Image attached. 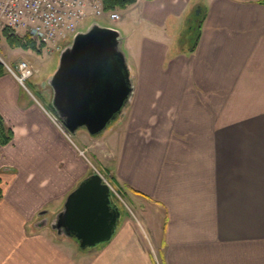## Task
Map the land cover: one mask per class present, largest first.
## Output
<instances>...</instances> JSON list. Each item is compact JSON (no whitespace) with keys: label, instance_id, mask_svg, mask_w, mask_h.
I'll list each match as a JSON object with an SVG mask.
<instances>
[{"label":"crops","instance_id":"obj_1","mask_svg":"<svg viewBox=\"0 0 264 264\" xmlns=\"http://www.w3.org/2000/svg\"><path fill=\"white\" fill-rule=\"evenodd\" d=\"M191 3L124 8L145 32L126 53L131 98L101 136L65 134L44 101L0 75L13 131L0 145V264H264V3L198 1L193 49L173 27ZM105 158L127 198L110 241L83 248L37 225Z\"/></svg>","mask_w":264,"mask_h":264},{"label":"water","instance_id":"obj_2","mask_svg":"<svg viewBox=\"0 0 264 264\" xmlns=\"http://www.w3.org/2000/svg\"><path fill=\"white\" fill-rule=\"evenodd\" d=\"M122 43L119 29L95 22L61 49L48 82L54 114L69 134L83 126L94 135L103 132L129 102L134 86ZM121 214L110 185L95 171L71 191L60 212L37 225L51 224L81 247L95 248L113 238Z\"/></svg>","mask_w":264,"mask_h":264},{"label":"built area","instance_id":"obj_3","mask_svg":"<svg viewBox=\"0 0 264 264\" xmlns=\"http://www.w3.org/2000/svg\"><path fill=\"white\" fill-rule=\"evenodd\" d=\"M104 12L103 0H0V31L5 27L19 29L49 47L73 37L87 16ZM108 12L113 19L121 18L119 10ZM5 64L18 82L31 92L27 81L36 71L33 62L22 57L15 67ZM59 126L67 134L65 128ZM103 177L112 190L120 194L113 182Z\"/></svg>","mask_w":264,"mask_h":264},{"label":"rangeland","instance_id":"obj_4","mask_svg":"<svg viewBox=\"0 0 264 264\" xmlns=\"http://www.w3.org/2000/svg\"><path fill=\"white\" fill-rule=\"evenodd\" d=\"M198 1L201 0H192L191 5H193L195 9L193 10L190 16L191 19L190 18L186 19L185 17H182L176 23V25H173V27H175L174 31L178 33L177 41H179L181 44L183 42V44L186 47H189L193 43V41H195V37H196L195 34L197 32L196 27L198 24L197 17H199L200 12H202V10H200V7L198 6ZM120 12L121 14H123V17L119 19H113L108 11L100 15L97 14L89 15L84 19L83 24L79 27V31L86 30L95 22H97L102 26L119 29L122 33V36H124L122 48L124 52L127 53L128 56V54L130 53V46H135V43L138 41V39L143 37L142 32L143 31L145 32V30L139 27L138 25H136L135 23H129V21H127V18L125 17L124 9H121ZM127 28L129 29L128 33L126 32ZM15 30L21 35L26 34L25 31L19 29H15ZM73 38L74 36L71 37L70 39H63L60 42L56 43V45L53 44L49 47L37 42L38 48L40 47L42 49L41 51H39V50H34L32 48L26 49L23 47H19V46L17 47L11 45L8 42L3 31L1 30L0 59L4 63H8L12 67H15L16 64L21 60L20 54L23 52L21 49L27 50L24 52V54L27 56L26 58H28L31 62H33L36 68L35 74L27 81L28 87L30 88L33 94H36L37 97H39L40 101L41 100L44 101L50 107L53 96V88L49 84L48 79L52 74H54V72L57 70L59 66L61 48L71 43ZM114 121L115 119L109 124V127ZM81 128L83 130H87V128L84 126ZM103 132L97 135L91 133L88 134L94 137V136H101ZM73 138H75L74 134H73ZM92 160H94V158ZM109 166L111 165L109 164L107 158L102 159L99 162L98 161L96 162L95 159V164H93L92 166V171L95 172L97 168L112 181L113 173L110 171ZM114 185L118 187L116 189L118 192H120V194H117V192L114 191L113 200L115 202L118 201L119 203L124 204L126 206V200H127L126 196L120 191L119 186H117L116 184ZM141 219H143V217H141Z\"/></svg>","mask_w":264,"mask_h":264},{"label":"trees","instance_id":"obj_5","mask_svg":"<svg viewBox=\"0 0 264 264\" xmlns=\"http://www.w3.org/2000/svg\"><path fill=\"white\" fill-rule=\"evenodd\" d=\"M136 1L137 0H103V4L105 10L109 11L114 9L127 8L129 5L135 3ZM260 1L264 3V0H260ZM199 7L200 10H202V12H200V16L197 17L198 18V24L196 27L197 32L195 34L196 36L195 42L192 45L191 49L195 47V44L198 41V37L201 32V25L206 16V11L204 7L202 6ZM3 33L6 36L8 42L13 46H17V47L19 46L26 49L32 48L34 50H39V51L42 50L40 47L38 48L37 41L29 33L21 35L14 28L11 27H5L3 29ZM6 70H8L6 68V65L0 60V75L3 74ZM50 109L54 111L51 105H50ZM12 135H13L12 129L7 126L3 118L0 116V145L7 143L11 139Z\"/></svg>","mask_w":264,"mask_h":264}]
</instances>
